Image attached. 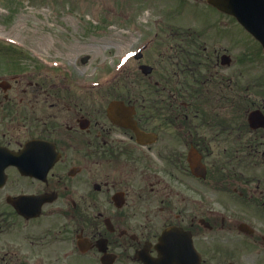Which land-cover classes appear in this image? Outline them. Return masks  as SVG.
<instances>
[{
	"label": "flooded vegetation",
	"instance_id": "af4514ba",
	"mask_svg": "<svg viewBox=\"0 0 264 264\" xmlns=\"http://www.w3.org/2000/svg\"><path fill=\"white\" fill-rule=\"evenodd\" d=\"M170 21L143 39L128 90L90 96L40 64L0 76V264H264L244 58Z\"/></svg>",
	"mask_w": 264,
	"mask_h": 264
},
{
	"label": "rangeland",
	"instance_id": "374dc122",
	"mask_svg": "<svg viewBox=\"0 0 264 264\" xmlns=\"http://www.w3.org/2000/svg\"><path fill=\"white\" fill-rule=\"evenodd\" d=\"M160 1L0 0V76L18 74L9 69V54L16 50L21 55L13 57L16 66L28 70L32 65L50 64L62 77L67 76L64 80L71 86H83L90 92L87 95L93 96L95 88L102 92V87L95 85L98 82L114 81L110 86L116 93L121 87L128 90L131 74L135 75L129 73L134 64L129 55L140 49L148 35L155 40L153 48L158 45L156 39L165 32L163 25L167 26L161 23V16L165 20L172 16L173 26L216 33L232 58L243 57L244 98L251 107H263L264 51L234 19L217 16L205 0H189L190 5L179 8ZM155 20L159 22L154 24ZM40 36L43 45H38ZM125 57L128 59L122 62Z\"/></svg>",
	"mask_w": 264,
	"mask_h": 264
},
{
	"label": "water",
	"instance_id": "95a60500",
	"mask_svg": "<svg viewBox=\"0 0 264 264\" xmlns=\"http://www.w3.org/2000/svg\"><path fill=\"white\" fill-rule=\"evenodd\" d=\"M207 3L220 12L233 16L264 49V0H207ZM109 112L115 118L125 114L130 116L129 109L119 102L112 103ZM247 121L252 129L264 128V116L258 110L250 112Z\"/></svg>",
	"mask_w": 264,
	"mask_h": 264
},
{
	"label": "bare ground",
	"instance_id": "6f19581e",
	"mask_svg": "<svg viewBox=\"0 0 264 264\" xmlns=\"http://www.w3.org/2000/svg\"><path fill=\"white\" fill-rule=\"evenodd\" d=\"M44 43H45L44 37L40 36L39 41H38V45H43Z\"/></svg>",
	"mask_w": 264,
	"mask_h": 264
},
{
	"label": "trees",
	"instance_id": "16d2710c",
	"mask_svg": "<svg viewBox=\"0 0 264 264\" xmlns=\"http://www.w3.org/2000/svg\"><path fill=\"white\" fill-rule=\"evenodd\" d=\"M16 56H19L18 54H15ZM245 105H246V107H248V102L247 101H245Z\"/></svg>",
	"mask_w": 264,
	"mask_h": 264
}]
</instances>
